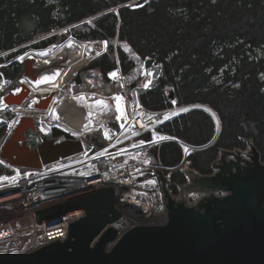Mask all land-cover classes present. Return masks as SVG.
<instances>
[{"label":"trees","instance_id":"1","mask_svg":"<svg viewBox=\"0 0 264 264\" xmlns=\"http://www.w3.org/2000/svg\"><path fill=\"white\" fill-rule=\"evenodd\" d=\"M133 1L0 0V82L5 78L18 88L24 67L8 62L30 46L43 48L55 42L58 36L54 33L63 28H69L67 37L76 40L107 42L106 52L89 65L99 66L106 75L116 63L117 38L127 76L137 65L121 48L122 43L140 60L150 56L163 64L156 87L140 96L142 105L167 109L168 86L179 105L202 104L217 114L221 126L217 144L195 153L190 158L193 168L208 172L219 149H233L245 140L264 157V0H138L134 8L127 5ZM89 66L80 70L79 81L88 77L82 72ZM79 112L77 101L71 98L60 105L55 118L70 124ZM213 120L206 110L192 109L159 131L181 142L203 145L211 139ZM105 123L113 125L112 118ZM38 135L33 131L26 135L31 148L38 146ZM52 135L58 141L73 138L60 130ZM84 140L98 147L104 144L99 131L88 133ZM173 143L166 150L161 148L164 144L160 146V163L165 166H176L182 160L180 145ZM172 176L175 181L185 180L180 171Z\"/></svg>","mask_w":264,"mask_h":264},{"label":"built area","instance_id":"2","mask_svg":"<svg viewBox=\"0 0 264 264\" xmlns=\"http://www.w3.org/2000/svg\"><path fill=\"white\" fill-rule=\"evenodd\" d=\"M70 41L76 42L72 39ZM96 41L99 43V40ZM102 41L105 42L104 49L99 52L95 51L96 43L80 42L86 43L90 51L78 68L67 73L60 82L56 81L48 91L53 94V101L46 110L34 108L28 112L14 111L16 117L8 120L7 105L3 97L0 99V106H4L0 108L2 111L0 113V203H2L0 204V264H14L27 254L52 244L59 238H62V241L68 238L71 224L82 218L85 213L80 211L69 214L61 218V222H58L61 219H53L39 223L35 211L41 209L35 204L46 203L51 195L77 193L72 188L78 183L90 186L98 184L100 189L114 187L118 192L123 188L121 193L125 196L120 199H127V203H121L120 199L116 201L115 207L122 216L112 224L119 233L137 225L162 223L166 219V202L161 196L159 178L155 172L159 170L167 174L177 171L182 173L195 153L214 148L217 144L214 139L203 145H194L176 139L182 148L181 162L176 166H165L161 163L160 166H156L154 152L166 142L175 140L160 132L159 128L162 124L197 108L198 105H179L176 98L168 97L172 90L168 86L165 88L170 104L167 109L151 110L142 105L140 96L156 87L162 74L163 64L154 57H145L138 65L141 81L137 84L129 83L117 52V38L114 44L115 66L106 75L101 73L103 79L105 76L108 82L104 80L97 88L90 87L86 83L76 86L75 75L80 68L90 64L98 54L106 52L107 43ZM16 57L15 61L23 63L26 56L20 53ZM148 60L152 61L149 67L146 66ZM25 78L27 77L21 80L23 83ZM6 85H9L8 81ZM109 86H115L116 90L109 89ZM63 91L67 99L72 98L77 101L82 112L83 121L79 131L73 130L75 125L72 124L64 127L55 121L52 125L42 119V116L50 118V115H47L48 111L55 105L63 103L61 96ZM91 99L113 103V125L95 122L88 109V104L93 102ZM213 115L218 119L216 113ZM25 116L37 122L39 120L43 126L49 128L46 130L39 126L41 136L52 128L64 129L73 140H82V150L77 154L45 164L39 169L21 168L9 164L2 159V151L14 129ZM216 125L219 126V119ZM98 131L102 134L104 144L99 147L94 143L86 144L84 140L86 135ZM244 153L248 154V152ZM260 158L262 159L261 155ZM192 169L199 176L212 175V173L202 175L199 170L193 167ZM172 178L173 176L171 177V181H174L171 182L173 186L181 187L187 184L186 179L175 181ZM167 190L171 198L178 202V193L173 194L169 188Z\"/></svg>","mask_w":264,"mask_h":264},{"label":"water","instance_id":"3","mask_svg":"<svg viewBox=\"0 0 264 264\" xmlns=\"http://www.w3.org/2000/svg\"><path fill=\"white\" fill-rule=\"evenodd\" d=\"M30 63L32 59L24 62V75L36 79ZM151 64V60L146 62L147 67ZM24 91L22 86L15 98L7 89L4 103L18 106V102L10 100L18 99ZM168 97L175 98L173 90ZM35 107L46 109L39 103ZM36 130L35 120L23 118L5 144L2 159L21 168L39 169L82 150V140L56 141L45 137L32 149L26 135ZM231 155L235 161H230ZM261 160L256 148L248 158L229 150L219 151L218 160L211 166L212 175L199 176L188 164L182 171L187 184L181 187L171 184L172 173L158 170L155 174L166 202L165 221L137 225L122 233L112 226L122 216L115 207L113 187L35 211L39 223L80 211L85 216L71 224L65 241L59 238L14 264H264ZM154 164L160 166L157 151ZM168 187L177 189L178 202L171 198Z\"/></svg>","mask_w":264,"mask_h":264},{"label":"bare ground","instance_id":"4","mask_svg":"<svg viewBox=\"0 0 264 264\" xmlns=\"http://www.w3.org/2000/svg\"><path fill=\"white\" fill-rule=\"evenodd\" d=\"M68 29L69 28H67V30ZM89 51L90 50L88 49L86 43H79V42L69 41L65 45L61 46L58 49V51H56L53 54H46L45 52L42 53L41 55L39 54L40 56L34 55V53L30 54L28 56V58L30 57L33 60V63H30L31 66L33 67V70L31 69V72L34 75L37 74V78L36 79H32L31 77L25 78L24 83H23V89L25 91L21 94L20 97H18V99H15L16 98L15 97V98L10 100V102H12V101L13 102H18V104H17L18 106H8L7 105L6 110L9 107H11L12 111L28 112V111L33 110L34 106L38 102H40L39 105H42L45 108H49L52 105L53 95L51 97H47L45 99H41V97H38L39 94L51 90L52 87L55 85L54 83L56 81L60 82L63 77L67 76V73H69L70 71L78 68L82 64V60L86 59V54ZM114 55L116 56L115 49H114ZM75 58H76V60H75V64H74L73 62H74ZM70 66H71V68L68 69V67H70ZM36 68H37V70H35ZM12 95L15 96V95H18V94L16 93V94H12ZM61 96L63 98V103L55 105L52 109H50V111H48L47 115H50V118L55 117L56 111L60 107V105H63L65 103V101L68 100L66 98V95H65L64 91H63ZM69 99H71V98H69ZM197 105H199V104H197ZM3 107H4L3 105L0 106V108H3ZM197 108L198 109H203V110H206L207 112H209L207 110L208 107L207 108H200L199 106H197ZM197 108H195V109H197ZM0 113H2V111H0ZM82 121H83L82 112L80 110L79 115L77 116V118L70 120V124L75 125L73 130H75V131L78 130L79 131L80 127L82 125ZM56 122L57 123L63 122L62 124L61 123L60 124L61 125L65 124L66 126L63 125L64 127H69L70 126V124H68L67 122H65L63 120H57ZM217 130L219 131V126H218ZM217 134H218V132H217ZM171 138L175 139L174 137H171ZM172 141L177 142L176 139L172 140ZM215 141L217 142V139ZM200 152H203V151H200ZM73 186L74 187L72 188V190H74V192H77V193H72L71 192L72 194L69 193L68 195L65 194V193L59 194V195H55V196L51 195L49 197V200L46 203H44V204L43 203L42 204H35V205L42 210V209H45V208H48V207H52V206L61 204V203L56 204V202H59V201L61 202L62 201V203H65L69 199L81 196L82 193H91V192L98 191L100 189L99 188L100 186L98 184H93V185L90 186V185H84V184L78 183V184H75ZM114 190H115L116 196H118L116 201H118L120 199V197H124L125 196V195H123L121 193L123 191V188H120L119 192L115 188H114ZM120 202L126 204L127 203V199H120ZM143 203L146 204L145 202H143ZM0 204H2V203H0ZM115 206H116V204H115ZM66 216L67 215L62 216L61 218H64ZM61 218H59V219H61ZM61 221H62V219L59 220L58 222H61Z\"/></svg>","mask_w":264,"mask_h":264},{"label":"rangeland","instance_id":"5","mask_svg":"<svg viewBox=\"0 0 264 264\" xmlns=\"http://www.w3.org/2000/svg\"><path fill=\"white\" fill-rule=\"evenodd\" d=\"M136 1H138V0H134L133 2H130V3H128L127 5L128 6H131V7H135L136 5H135V3H136ZM113 12H115L116 14H118L119 13V10L118 9H116V8H114L113 10H112ZM66 28H63V29H60V30H58L57 32H55L54 34H56V36H58V38H57V40L55 41V42H53V43H51V44H49L48 46H46V47H43V48H34V47H28L27 49H25L21 54H24V56H26L25 57V61H26V59H30V57L28 58V56L30 55V53H34V55H37V56H40L42 53H46V54H53V53H55L56 51H58V49L61 47V46H63V45H65L67 42H69L71 39L72 40H75V38H72V37H67V32H68V30L66 29ZM63 35H66V37L64 38V40H61V38H62V36ZM48 36H50V35H48ZM47 38V36H45V37H43V39H46ZM60 41V42H59ZM76 42H82V41H80V40H75ZM98 41H92V43H96V47H95V51L96 52H99V50H101V49H104V45H105V42H103L102 40H99V43H97ZM107 43V42H106ZM120 46H121V48L124 50V51H126L128 54H129V57H130V59L131 60H133V61H135V63H136V65H137V67H136V69H134V71L132 72V75H129V76H127V80L130 82V83H132V82H134V81H138V79H140L141 78V71H140V69H139V67H138V65H139V62H140V59L130 50V48L126 45V44H124V43H122V44H120ZM37 49H41V50H37ZM107 50V49H106ZM40 54V55H39ZM104 54V53H103ZM103 54H98L91 62H90V64H88V65H85V67H87V66H91V64L95 61V60H97L98 58H100ZM17 57L16 56H14L10 61L12 62V63H18V64H22L23 65V67H24V63H19V62H17V61H15V59H16ZM75 60H76V58L74 59V64H75ZM24 61V62H25ZM39 63V62H38ZM88 67L89 69H87L86 71H83L82 73L83 74H85L86 72H87V74L85 75V76H88L87 78H85V83L88 85V86H92V87H94V88H97V86H98V84H102L103 82H104V80L106 81V82H108V79L104 76V79H103V77H102V74H101V70L99 69L100 67L99 66H92V67ZM71 68V66L70 67H68V69H70ZM83 68V67H82ZM82 68H80V70L82 69ZM75 70V69H74ZM80 70H79V72H80ZM73 71V70H72ZM71 72V71H70ZM79 72H78V74H76L75 75V77H76V79H75V85L77 86V85H79L81 82H83V81H79L78 80V76H79ZM73 74V73H72ZM71 74V75H72ZM24 75V74H23ZM23 75L21 76V78L19 79V86H18V89H21L22 88V86H23V82L21 81L22 79H23ZM97 78L98 80H99V82L96 80V82H95V78ZM6 81H8L9 82V85L7 86L6 85ZM141 81V80H140ZM95 82V83H94ZM94 83V84H93ZM90 84H93V85H90ZM8 88H12V89H17V88H13V84H12V82H11V80H8V79H6L5 80V78H4V80L2 81L1 80V82H0V99L2 98V97H4V92L8 89ZM109 89H112L113 91H115L116 90V88H115V86L113 87V86H109ZM53 94L52 93H50V92H48V91H46V92H43V93H40L39 94V96L40 97H48V96H52ZM11 96H13V95H11ZM13 97H16V96H13ZM45 99V98H44ZM91 100H93V99H91ZM40 104V103H39ZM48 104V103H47ZM36 108V107H35ZM47 109V108H46ZM45 109V110H46ZM88 109H89V111H90V113H91V116L95 119V122L96 123H98V124H101V123H105L106 121H109V120H111V118H112V114H113V103L111 102V101H100V100H98V99H96V100H93V102L92 103H89L88 104ZM209 112H210V114L211 115H213V113H215V112H213L212 110H210L209 108L207 109ZM6 115H7V119L8 120H11V119H13V118H15L16 117V112H14V111H12L11 109H7V111H6ZM25 117H27V116H25ZM213 117V122H214V124H213V132H212V136L210 137L211 139H214V140H218V137H219V135H220V132H221V126H220V122H219V131L217 130V125H216V121L218 122V119L216 118V117H214V115L212 116ZM42 119H44V120H46V121H48L50 124H52L53 125V123H54V121L56 122L57 121V119L55 118V117H53V118H47L46 116H42ZM63 123V122H62ZM37 124H38V126H41V128H43V129H46V130H48L49 128H46L45 126H43V124H42V122H40L39 120H38V122H37ZM2 126V125H1ZM64 126H66L65 124H64ZM54 130H60V131H62V132H65L66 133V131L64 130V129H56V128H52L51 129V131H49L48 133H44L43 135L44 136H46V137H51V135H52V133H53V131ZM217 132H218V134H217ZM210 139V140H211ZM209 140V141H210ZM174 141H168V142H166L161 148H163L164 150H166V149H169L174 143H173ZM245 143L247 142V140H245L244 141ZM243 144V145H240V146H236V147H234L233 148V150H230V152L231 153H235V154H240L242 157H244V158H248L249 157V155L251 156V153H252V151L254 150V148H256L255 146H254V144L252 143V142H250L249 143V145H247V144ZM161 148L159 149L160 150V152H159V150H157V152H159V153H161L162 151H161ZM223 149V148H222ZM222 149H221V151H222ZM227 150H229V149H227ZM257 151H258V153H259V155H261V152L258 150V149H256ZM244 152H248V154H245ZM167 157H168V155H167ZM218 157H219V154H218ZM217 157V158H218ZM261 157H262V159L263 160H261L262 161V163H264V157L261 155ZM216 158V159H217ZM216 159H214V160H216ZM209 159L207 158L206 160L204 159V161H205V163L208 161ZM214 160H212L211 161V163H210V170L208 171V172H205V173H203V172H200V174H202V175H207V174H210V173H212V170H211V166H212V164H213V161ZM236 159H235V157L234 156H232L231 155V157H230V161H235ZM203 162V161H202ZM210 162V161H209ZM161 165H164V163L163 162H161ZM173 179V178H172ZM174 180V179H173ZM171 182H174V181H171ZM169 188V190H171L172 191V193L173 194H176V193H178V191H177V189L176 188H174V187H168ZM85 194H88V193H82V195H85ZM58 203H62V201L60 202H56V204H58Z\"/></svg>","mask_w":264,"mask_h":264},{"label":"flooded vegetation","instance_id":"6","mask_svg":"<svg viewBox=\"0 0 264 264\" xmlns=\"http://www.w3.org/2000/svg\"><path fill=\"white\" fill-rule=\"evenodd\" d=\"M35 133H36V132H35ZM27 134H28V133H27ZM39 136H41V135H38V138H39ZM49 138L52 139V140H56V141H58V138L55 137V136H53V135H51V137H49ZM27 140H28V144H29V146L32 147V146H31L30 136L27 137ZM39 143H40V138H39ZM32 149H34V148H32Z\"/></svg>","mask_w":264,"mask_h":264}]
</instances>
